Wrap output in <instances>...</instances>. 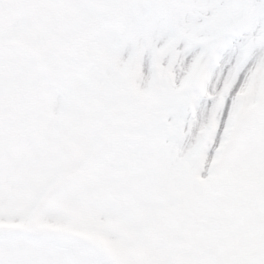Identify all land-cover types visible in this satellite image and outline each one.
I'll return each mask as SVG.
<instances>
[{"label":"snow or ice","instance_id":"obj_1","mask_svg":"<svg viewBox=\"0 0 264 264\" xmlns=\"http://www.w3.org/2000/svg\"><path fill=\"white\" fill-rule=\"evenodd\" d=\"M0 264H264V0H0Z\"/></svg>","mask_w":264,"mask_h":264}]
</instances>
